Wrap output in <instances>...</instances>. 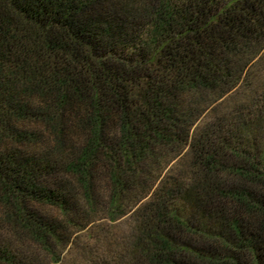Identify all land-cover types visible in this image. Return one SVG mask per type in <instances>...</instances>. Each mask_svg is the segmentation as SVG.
Listing matches in <instances>:
<instances>
[{
	"label": "trees",
	"instance_id": "trees-1",
	"mask_svg": "<svg viewBox=\"0 0 264 264\" xmlns=\"http://www.w3.org/2000/svg\"><path fill=\"white\" fill-rule=\"evenodd\" d=\"M80 263L264 264V0H0V264Z\"/></svg>",
	"mask_w": 264,
	"mask_h": 264
},
{
	"label": "rangeland",
	"instance_id": "rangeland-1",
	"mask_svg": "<svg viewBox=\"0 0 264 264\" xmlns=\"http://www.w3.org/2000/svg\"><path fill=\"white\" fill-rule=\"evenodd\" d=\"M231 100V101H230ZM229 101L230 102H234V99H230ZM215 106H217V110L221 111L222 109H224L227 104H228V99L226 96H223L221 97L220 99H218L216 102H214ZM209 108L203 112L202 116L201 117H208L209 116ZM183 156H185V153L183 155H179L177 156L175 159L172 160L171 164L172 166L175 168L179 167V165H177L178 163H181L182 160H184ZM187 157V156H186ZM183 158V159H182ZM176 166V167H175ZM125 226H121L119 230L117 231H120V230H124ZM81 264V263H80Z\"/></svg>",
	"mask_w": 264,
	"mask_h": 264
}]
</instances>
